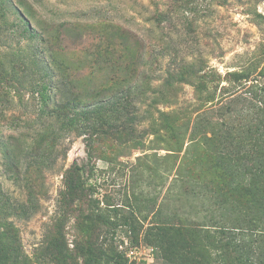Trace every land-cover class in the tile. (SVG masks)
Returning a JSON list of instances; mask_svg holds the SVG:
<instances>
[{
	"label": "trees",
	"instance_id": "16d2710c",
	"mask_svg": "<svg viewBox=\"0 0 264 264\" xmlns=\"http://www.w3.org/2000/svg\"><path fill=\"white\" fill-rule=\"evenodd\" d=\"M192 1L172 0L167 7L182 9ZM24 13L34 17L30 7ZM0 16L6 22L2 3ZM155 18L160 23L164 17L157 13ZM21 19L26 26L24 31L34 37L31 21ZM86 22H54L47 28L43 22L38 23L53 69L58 72L57 89L60 88L61 97L52 102V81L45 78L37 81L33 89L43 123L30 137L10 136L0 140L6 172L24 188L28 197L24 204H13L6 195L0 197V264H31L22 252L18 229L9 218H26L37 211L39 197L45 189L43 171L54 162L61 139L58 128L63 130L78 124L80 127L85 124V130L88 129L86 148L90 162L82 166L75 163L65 171L59 194L58 218L62 221L58 219L55 229L47 235L38 262L75 264L78 259L82 264H129L125 251L101 241L105 228L127 227L135 235V241L144 230V242L153 248L155 259L162 264H264V84H258L259 78L264 79V67L257 73V63H253L224 77L201 66L196 68L194 63L181 67L170 74L162 90L153 91L150 106L158 115L156 118L148 110L150 129L141 132L138 125L143 117L137 113L134 99L151 89V83L143 81L146 78L140 79L149 54L148 44L135 31L118 23L96 26L98 23ZM70 36L83 46L92 39L96 41L93 47L99 44V47L122 48L129 54V72L124 77L113 78L110 86L106 82L97 87L73 78L72 65L63 58L68 48L65 42ZM101 60L103 56L94 55L90 60L92 68L105 63ZM26 70L23 59L0 54L1 101L10 98L12 90L22 99V89L28 83ZM223 82L227 85H222ZM181 84L194 87L198 107L192 105L169 112L159 109V104L173 102L170 94L176 96ZM240 90L244 91L238 93ZM194 114L197 115L192 121ZM150 132L156 137L169 134L179 149L188 135V149L199 145L206 155L202 172L195 175L191 167L187 170L179 165L175 180L180 190L179 207H171L165 201L158 206L153 199L145 205L148 212L142 219L138 217L142 214L141 205L133 204L131 199L124 205L127 214L120 212L124 206L114 207L109 202V211L102 209L101 202L93 197L95 185L90 183L96 172L91 163L95 159V143L110 139L121 147L127 143L137 148ZM24 156H27L25 164ZM111 212L115 213V219ZM70 218H74L78 232L73 249L62 231Z\"/></svg>",
	"mask_w": 264,
	"mask_h": 264
},
{
	"label": "rangeland",
	"instance_id": "374dc122",
	"mask_svg": "<svg viewBox=\"0 0 264 264\" xmlns=\"http://www.w3.org/2000/svg\"><path fill=\"white\" fill-rule=\"evenodd\" d=\"M0 3L6 14V22L0 16V54L8 53L23 59L29 74L28 83L22 89V99L12 90L9 99L0 100V140L10 136L30 137L34 134L32 131L43 123L41 106L33 89L37 81L42 78L52 81V102L61 97L60 88L57 89L58 72L53 69L48 49L42 42L44 35L39 22H43L45 28L54 22L87 21L98 23L96 26L113 22L132 29L146 41L149 54L146 55L140 79L146 78L143 81H149L151 89H145V93L134 99L137 113L143 117L138 125L141 132L150 129L151 120L147 111L156 118L158 115L150 106L153 91L162 90L170 74L181 67L194 63L196 68L201 66L205 71L217 72L222 77L228 72L244 70L253 63H257V73L264 67V0H194L182 9L175 6L169 9L167 6L172 0H0ZM26 7L31 8L33 18L25 15ZM157 13L164 17L160 23L155 18ZM22 17L31 21L30 31L35 34L34 37L24 31L26 26ZM106 42L104 38L103 43ZM81 43H76L74 36L68 37L65 42L68 48L63 58L72 65L73 78H80L85 84L89 81L97 87L106 82L110 86L113 78L124 77L129 72V54L122 48L111 45L99 47V44L93 47L96 41L92 39L84 46ZM94 55L103 56L101 61L105 63L93 69L90 60ZM258 84H264V79L259 78ZM222 85L227 84L223 82ZM241 91L244 90L238 93ZM170 98L173 101L171 104H157V107L169 112L192 108V105L196 108L199 104L195 89L189 84L179 85L177 95L172 96L171 93ZM196 115L192 116V121ZM84 126L78 124L73 128H58L61 139L54 162H49V167L43 171L45 189L38 200L39 208L26 218H9L18 229L22 252L31 264H49L38 262L42 259L40 248L49 232L57 226L58 216L61 215L59 194L63 189L65 171L75 163L82 166L90 162L86 148L89 135ZM171 139L167 133L156 137L150 132L137 148L127 143L121 147L110 139H100L95 143V159L91 163L95 165L96 172L90 183L95 185L93 197L101 202L102 209L109 211L108 202L119 208L131 199L133 204L141 205L142 214L138 217L142 219L148 212L145 205L153 199L158 206L165 201L164 204L179 207L180 190L175 183L179 165L187 170L191 167L198 175L202 172L206 155L199 145L188 149V135L181 149ZM184 171L188 174L186 169ZM3 195L13 204H24L28 198L24 188L7 174L0 154V197ZM120 208H123L121 213L127 214L128 208ZM111 213L115 219V213ZM192 217L196 218L195 215ZM59 220L62 221L61 217ZM62 231L73 249L78 236L74 218L65 222ZM134 238L135 235L127 227L105 228L101 235V241L107 242V246L114 244L120 251L126 252L129 264H162L155 259L153 248L144 242V230L140 231L138 241ZM74 263L82 264L78 259Z\"/></svg>",
	"mask_w": 264,
	"mask_h": 264
}]
</instances>
